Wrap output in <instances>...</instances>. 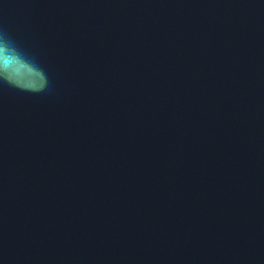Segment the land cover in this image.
I'll list each match as a JSON object with an SVG mask.
<instances>
[{
	"label": "water",
	"instance_id": "water-1",
	"mask_svg": "<svg viewBox=\"0 0 264 264\" xmlns=\"http://www.w3.org/2000/svg\"><path fill=\"white\" fill-rule=\"evenodd\" d=\"M0 32V264H264V0H0Z\"/></svg>",
	"mask_w": 264,
	"mask_h": 264
},
{
	"label": "clouds",
	"instance_id": "clouds-1",
	"mask_svg": "<svg viewBox=\"0 0 264 264\" xmlns=\"http://www.w3.org/2000/svg\"><path fill=\"white\" fill-rule=\"evenodd\" d=\"M2 52H12L19 54V49L16 47L15 43L11 40V38L7 35V33L0 32V53ZM0 77L6 80L9 83H13L11 79H9L6 75L0 73ZM47 87V82L45 87L36 91H43Z\"/></svg>",
	"mask_w": 264,
	"mask_h": 264
}]
</instances>
